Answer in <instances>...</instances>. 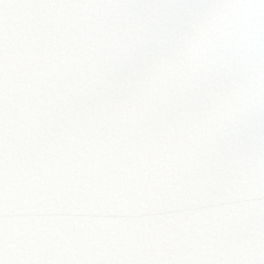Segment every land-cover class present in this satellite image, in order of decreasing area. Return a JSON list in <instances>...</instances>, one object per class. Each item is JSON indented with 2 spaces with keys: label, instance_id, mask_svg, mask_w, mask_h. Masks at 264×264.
<instances>
[{
  "label": "snow or ice",
  "instance_id": "6c2138e0",
  "mask_svg": "<svg viewBox=\"0 0 264 264\" xmlns=\"http://www.w3.org/2000/svg\"><path fill=\"white\" fill-rule=\"evenodd\" d=\"M0 264H264V0H0Z\"/></svg>",
  "mask_w": 264,
  "mask_h": 264
}]
</instances>
